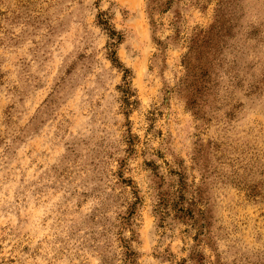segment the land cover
Masks as SVG:
<instances>
[{
  "label": "rangeland",
  "instance_id": "rangeland-1",
  "mask_svg": "<svg viewBox=\"0 0 264 264\" xmlns=\"http://www.w3.org/2000/svg\"><path fill=\"white\" fill-rule=\"evenodd\" d=\"M0 264H264V0H0Z\"/></svg>",
  "mask_w": 264,
  "mask_h": 264
},
{
  "label": "trees",
  "instance_id": "trees-1",
  "mask_svg": "<svg viewBox=\"0 0 264 264\" xmlns=\"http://www.w3.org/2000/svg\"><path fill=\"white\" fill-rule=\"evenodd\" d=\"M104 27H106V30H108L111 34V36L115 35L114 31H112L110 28H109V23H108V20L106 18H104L102 20V23H101Z\"/></svg>",
  "mask_w": 264,
  "mask_h": 264
}]
</instances>
